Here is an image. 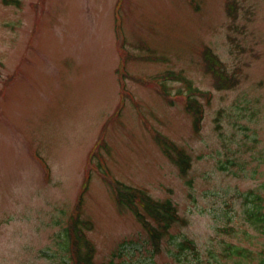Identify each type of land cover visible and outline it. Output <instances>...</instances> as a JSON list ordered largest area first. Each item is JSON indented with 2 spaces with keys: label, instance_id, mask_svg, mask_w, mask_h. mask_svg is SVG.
Wrapping results in <instances>:
<instances>
[{
  "label": "rangeland",
  "instance_id": "374dc122",
  "mask_svg": "<svg viewBox=\"0 0 264 264\" xmlns=\"http://www.w3.org/2000/svg\"><path fill=\"white\" fill-rule=\"evenodd\" d=\"M231 1L0 0V264H72L66 226L87 172L96 263L208 264L210 249L264 264V233L247 217L264 211V0ZM207 50L235 75L230 88ZM159 135L190 156L185 173ZM102 167L175 207L158 250L135 210L154 220L118 203ZM185 239L197 256L179 250Z\"/></svg>",
  "mask_w": 264,
  "mask_h": 264
},
{
  "label": "trees",
  "instance_id": "16d2710c",
  "mask_svg": "<svg viewBox=\"0 0 264 264\" xmlns=\"http://www.w3.org/2000/svg\"><path fill=\"white\" fill-rule=\"evenodd\" d=\"M209 69L214 74L215 80L218 85L229 86L234 83L232 77L225 73L221 64L210 66ZM187 109L192 110L190 106H187ZM199 121L200 119L198 116V118L196 117L194 120V123H196V127H198ZM171 158L179 165V167L182 170L188 165V160L184 157L182 151L176 153V156H171ZM115 185L117 188H120L118 183H115ZM122 190L123 192H119V195L117 194L118 200L120 202L127 201L130 203L129 205L131 206L133 198L136 196L138 192H135L128 187H123ZM139 195H141L142 199L145 202L144 206L147 212L151 216H153V218L157 222L158 227L162 229V231H159L157 228L153 227L148 220L144 219L142 215H140L139 212L135 210L138 218L141 220L142 224L146 227L153 241L157 244L159 238L161 237L162 232H164L167 229L169 223L179 218L175 213L176 212L175 209L172 208L169 203L155 201L151 198L142 195L141 193H139ZM81 202L82 200L79 199L76 204L75 214L71 221L72 227L71 230L69 231L72 261L73 264H98L93 261V254L95 250L93 244L86 238L83 231L79 230L77 226L79 224H84L88 227L91 226L90 222L80 220L81 205H82ZM250 208L251 210L248 212L247 217L248 216L253 217V220L251 219L253 223H257L262 228V232H264V211L261 210V206L259 204H257V206L254 205ZM185 245L189 246L190 250H192V252L196 256L198 255L196 246L191 240H183L180 243L179 250L181 251L183 248H187V246ZM226 250H229V252L232 251V254H234V256H240V257L243 256L244 259L250 258L251 255V251L242 249L240 247H236L235 244L227 245ZM200 261L201 260H198L197 263H200ZM205 263L225 264V261L218 260L217 257L213 255V251L209 249L207 253V260H205ZM99 264H105V263H99Z\"/></svg>",
  "mask_w": 264,
  "mask_h": 264
}]
</instances>
